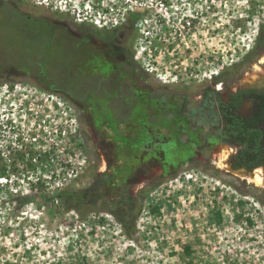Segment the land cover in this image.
Returning <instances> with one entry per match:
<instances>
[{"label":"rangeland","instance_id":"1","mask_svg":"<svg viewBox=\"0 0 264 264\" xmlns=\"http://www.w3.org/2000/svg\"><path fill=\"white\" fill-rule=\"evenodd\" d=\"M0 7V264H264V189L230 168L233 147H140L170 125L159 118L161 103L175 107L205 86L191 83L188 67L174 76L176 53L195 45L202 71L209 55L200 79L211 82L243 83L263 70L264 43L254 60L234 67L258 44L264 0H0ZM130 8L141 15L129 33L131 83H51L57 72L47 70L45 80L40 69L11 68V54L1 52L30 46L20 19L6 14L118 29L129 24ZM214 108L203 115L215 120ZM223 151L224 166L212 163ZM58 189L62 206L39 198ZM25 196L30 203L14 211ZM139 203L125 231L119 218L129 223Z\"/></svg>","mask_w":264,"mask_h":264},{"label":"flooded vegetation","instance_id":"2","mask_svg":"<svg viewBox=\"0 0 264 264\" xmlns=\"http://www.w3.org/2000/svg\"><path fill=\"white\" fill-rule=\"evenodd\" d=\"M4 14L0 7V15ZM18 18L22 22L23 31L19 35L26 38L30 46L17 47L5 46L1 52L10 53L7 61L11 68L40 69L43 79H49L48 71L52 70L58 73V76L51 80V83H65L77 85H120L131 83L132 79V61L133 52L130 47V35L125 34L123 28L118 29H93L71 28L70 23L60 16L54 17L52 14L23 15L19 13L6 14ZM38 26V28H35ZM33 27V28H32ZM15 41L14 39L10 42ZM196 46L187 47L177 55L174 76H181L182 71L189 68L191 83L205 82L199 93L190 96L181 95L176 106L165 107L164 103L159 106V118L166 121V126L161 129V136L154 137L152 133H146L149 137L142 142L140 147H156L164 152V149L173 148L176 152H182L184 149H198L223 144V128L225 121L223 119V108L221 103H227L231 95L241 93L242 101L238 104L235 114L241 118H250L253 115L252 102L243 97V91L254 90L264 96V64L261 72L251 70L257 74L252 80L241 82V79L235 81L222 82L214 80L200 79L201 73L205 74L206 64L209 55L203 56L204 62L201 70V59L195 58ZM13 54V55H12ZM187 60H191L187 64ZM242 62V60H241ZM256 62V61H255ZM197 63V64H196ZM185 65L184 67H182ZM260 65V61H258ZM179 67L178 72L177 69ZM41 77V78H42ZM210 79V78H209ZM238 81V82H237ZM213 83V84H212ZM220 83L219 86L217 84ZM201 84V83H200ZM241 84V85H240ZM223 96L218 91H224ZM105 93V92H104ZM198 94V95H196ZM108 98L120 97L106 93ZM143 93H135L136 97H142ZM162 95V94H161ZM215 104L214 116L207 118L203 114L209 112L207 106ZM191 104L196 105L191 108ZM208 114V113H207ZM199 120L204 127L207 126L209 133L204 134V129L199 128ZM213 121L218 124L212 125ZM200 123V124H201ZM173 130H169V129ZM188 136V138L186 137ZM192 138L190 140L189 138ZM237 151V146L228 145ZM233 154V155H234ZM232 155V156H233ZM231 156V157H232ZM231 159V158H230ZM213 163V159H212ZM263 170V169H262Z\"/></svg>","mask_w":264,"mask_h":264},{"label":"trees","instance_id":"3","mask_svg":"<svg viewBox=\"0 0 264 264\" xmlns=\"http://www.w3.org/2000/svg\"><path fill=\"white\" fill-rule=\"evenodd\" d=\"M139 13H133L129 16V24H126L123 28L125 32L132 33L133 23H135L140 18ZM33 28V27H32ZM38 28V26H35ZM264 28H261V33L258 37V44L256 48L247 53L240 64L235 65V69L243 65L249 60H254L256 56V51L264 43ZM132 35V34H131ZM233 68V69H234ZM234 71V70H233ZM243 97L249 99L253 105V115L250 118H241L234 112L237 109L238 104L242 101L241 93H237L230 96L227 103H221L220 107L223 108V119L225 121V126L223 128V144L235 145L237 146L236 153L230 159V168L232 170H246L248 172L253 171L257 168H262L264 172V96L261 93L248 90L243 91ZM62 190H56L52 198L46 195H40L41 200H50L51 202L60 203L62 206V200L64 198ZM72 197L73 195H69ZM15 197H10L11 202H15ZM30 203L29 197H20L18 202H15L13 210L18 211L19 209L26 207ZM135 210H134V209ZM131 215V221L129 223L122 221L121 226L125 231L134 228L135 221L140 212L139 205L133 204ZM68 211L70 208L65 207ZM152 212L156 211V208L150 209ZM116 217H120L118 214L113 213ZM120 215H124L121 213ZM123 218V217H122ZM217 218L220 221V214H217ZM185 252H189V248L185 247Z\"/></svg>","mask_w":264,"mask_h":264},{"label":"bare ground","instance_id":"4","mask_svg":"<svg viewBox=\"0 0 264 264\" xmlns=\"http://www.w3.org/2000/svg\"><path fill=\"white\" fill-rule=\"evenodd\" d=\"M264 62V61H263ZM256 72H261L260 68L256 69ZM227 160V154L225 151L221 153L219 156L213 157V163L217 166H224V163ZM157 171V170H156ZM243 178L247 183L253 184L256 187L264 189V173L261 168H257L253 171V173L250 174H242ZM147 180V179H146ZM145 182V181H144ZM143 181L141 182L142 185L144 183Z\"/></svg>","mask_w":264,"mask_h":264},{"label":"built area","instance_id":"5","mask_svg":"<svg viewBox=\"0 0 264 264\" xmlns=\"http://www.w3.org/2000/svg\"><path fill=\"white\" fill-rule=\"evenodd\" d=\"M57 2H59V1H57ZM47 3H48V1H47ZM53 4H55V2H53ZM48 5V4H47ZM129 13H128V15H127V17H128V19H129V16L131 15V14H133V13H139V12H133V10L130 8L129 9ZM186 18V17H185ZM94 24H95V22H93ZM97 24V23H96ZM105 25V24H104ZM104 25H102V26H99L100 28H103L104 27Z\"/></svg>","mask_w":264,"mask_h":264},{"label":"water","instance_id":"6","mask_svg":"<svg viewBox=\"0 0 264 264\" xmlns=\"http://www.w3.org/2000/svg\"><path fill=\"white\" fill-rule=\"evenodd\" d=\"M262 169V168H261ZM255 170V169H254ZM253 170V171H254ZM238 172H240V174L242 175V174H250V173H253V171H250V172H248V171H246V170H243V169H240V170H237ZM263 171V170H262ZM264 173V172H263Z\"/></svg>","mask_w":264,"mask_h":264}]
</instances>
